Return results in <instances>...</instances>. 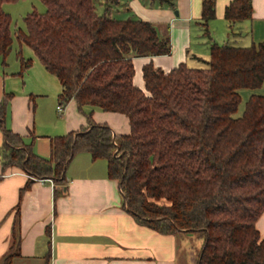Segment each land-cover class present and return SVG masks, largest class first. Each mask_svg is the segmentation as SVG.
Returning <instances> with one entry per match:
<instances>
[{"label":"trees","instance_id":"obj_1","mask_svg":"<svg viewBox=\"0 0 264 264\" xmlns=\"http://www.w3.org/2000/svg\"><path fill=\"white\" fill-rule=\"evenodd\" d=\"M20 1L0 0V59L6 66L15 39L29 47L60 81V105L75 100L87 127L52 139L51 156L43 158L4 127L13 97L6 94L0 102L3 174L17 168L31 180L63 188L74 157L88 153L107 162L136 222L162 235L191 232L204 240L197 264H264L256 226L264 213V95L252 94L243 115L234 117L240 91L264 84V42L214 45L204 69L182 64L165 73L147 65L143 91L134 84L133 58L172 51L153 24L119 20L108 10L100 15L95 0H40L46 11L28 14L14 39L4 6ZM215 6L203 0L205 28L216 17ZM252 16V0H232L225 11L232 33L233 25ZM21 63L22 76L32 60ZM95 109L125 115L131 133L116 135L96 123Z\"/></svg>","mask_w":264,"mask_h":264},{"label":"crops","instance_id":"obj_2","mask_svg":"<svg viewBox=\"0 0 264 264\" xmlns=\"http://www.w3.org/2000/svg\"><path fill=\"white\" fill-rule=\"evenodd\" d=\"M215 1L216 17L205 28L203 0H106V10H111V2L117 6L114 18L141 19L153 24L162 39H170V55L133 58L136 87L146 90L143 69L147 65L165 73L182 64L189 67L191 60L200 59L194 39L212 32H222L229 39H246V44L238 46L241 48L264 42V0H252V19L233 25V33L225 19L232 0ZM17 46L13 69L7 63L9 56L6 66L0 59V102L6 94L13 96L4 127L48 159L52 139L87 127V120L75 100L61 105L63 111H58L60 81L34 52H27L28 58L23 56L27 46ZM21 58L32 60L22 76ZM93 119L109 125L116 135L131 133L125 115L95 109ZM3 144L0 130V148ZM66 178L64 189L52 180H31L17 168L3 174L0 155V264L8 257L11 264L198 263L204 240L191 232L162 235L136 222L124 207L119 182L109 178L106 161H93L88 153L78 154ZM29 181L31 185L25 189ZM256 226L264 238V213Z\"/></svg>","mask_w":264,"mask_h":264},{"label":"rangeland","instance_id":"obj_3","mask_svg":"<svg viewBox=\"0 0 264 264\" xmlns=\"http://www.w3.org/2000/svg\"><path fill=\"white\" fill-rule=\"evenodd\" d=\"M106 0H99L96 1V10L97 13L102 15L107 6H105ZM111 6V10L109 8L107 9L113 17H116V9L117 6L111 2L109 5ZM4 10L9 13L12 17V33L14 35L15 39V33L19 30H25V23H24V18L32 13L33 11H36L38 13H44L46 11L45 5L40 1V0H22L16 4H6L4 6ZM106 10V11H107ZM218 33V32H217ZM232 38V39H231ZM230 39L226 36L223 37L222 32L215 34L212 32V34L209 36L207 35L204 38H195L194 39V49L196 44L199 48L200 55L198 56L200 59L198 60H191L189 67L191 68H197V69H204L208 67L207 62L210 60L211 57V49L214 45L218 46H232V47H238L242 46L247 43V40H242L241 39H234V37H231ZM211 40V43L209 44L208 42ZM17 41L15 39L14 44H13V50L11 54L9 55L7 59V63L10 64L9 69H13L14 65L16 64V54L19 49H17ZM196 46V47H197ZM27 52H33L29 47H24L22 50V54L25 58H28V53ZM196 54V53H195ZM10 71V70H9ZM258 93L261 95H264V86L256 91L250 90V89H242L240 91L242 102L240 104V107L238 109V112L234 115L235 118H239L243 115L245 111L246 104L251 97L252 94Z\"/></svg>","mask_w":264,"mask_h":264},{"label":"built area","instance_id":"obj_4","mask_svg":"<svg viewBox=\"0 0 264 264\" xmlns=\"http://www.w3.org/2000/svg\"><path fill=\"white\" fill-rule=\"evenodd\" d=\"M58 111H59V112H62V111H63V108H62L61 105L58 106Z\"/></svg>","mask_w":264,"mask_h":264},{"label":"water","instance_id":"obj_5","mask_svg":"<svg viewBox=\"0 0 264 264\" xmlns=\"http://www.w3.org/2000/svg\"><path fill=\"white\" fill-rule=\"evenodd\" d=\"M64 188V187H63ZM65 189V188H64Z\"/></svg>","mask_w":264,"mask_h":264}]
</instances>
